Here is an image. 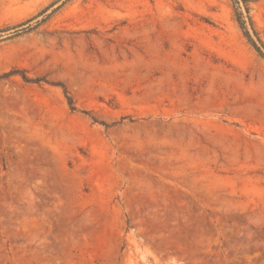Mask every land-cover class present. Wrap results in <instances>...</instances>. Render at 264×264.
Segmentation results:
<instances>
[{
	"label": "rangeland",
	"instance_id": "rangeland-1",
	"mask_svg": "<svg viewBox=\"0 0 264 264\" xmlns=\"http://www.w3.org/2000/svg\"><path fill=\"white\" fill-rule=\"evenodd\" d=\"M54 1L0 0V74L42 78L0 79V264H264V60L231 0L11 28Z\"/></svg>",
	"mask_w": 264,
	"mask_h": 264
},
{
	"label": "trees",
	"instance_id": "trees-1",
	"mask_svg": "<svg viewBox=\"0 0 264 264\" xmlns=\"http://www.w3.org/2000/svg\"><path fill=\"white\" fill-rule=\"evenodd\" d=\"M69 0H62L61 4L56 6L51 10L50 13H46V11L50 8L53 7L57 1L51 2L48 6H46L44 9H42L38 15L44 14V17L36 21L34 24H28L31 19H28L26 22L14 25L11 27L12 29H17L20 28V30H16L17 34L20 32H25L30 30L31 28L37 26L40 22H43L46 18H48L54 11H56L61 5H63L65 2ZM257 0H231L232 4V9H233V14L235 21L237 22L240 30L242 31L243 36L245 37L246 41L250 44V46L255 50V52L264 60V43L261 41L259 38L256 30L254 29L253 22L251 20V17L249 15V10H250V3L255 2ZM46 13V14H45ZM26 25V26H24ZM10 28H0V33L9 30ZM14 74H20L22 79L26 82H39L42 80V78H28L25 76L20 70L13 69L9 70L7 72H4L0 74V79H6L11 75ZM61 87L63 88L64 95L66 97L67 103L69 105V108L71 110H76L75 105L73 104L71 96L68 94L67 90L62 84Z\"/></svg>",
	"mask_w": 264,
	"mask_h": 264
}]
</instances>
